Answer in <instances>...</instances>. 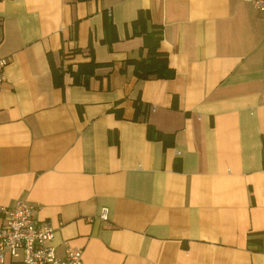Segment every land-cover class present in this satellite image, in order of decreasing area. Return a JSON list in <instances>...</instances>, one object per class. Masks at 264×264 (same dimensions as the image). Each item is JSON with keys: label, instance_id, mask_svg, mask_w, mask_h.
<instances>
[{"label": "crops", "instance_id": "obj_1", "mask_svg": "<svg viewBox=\"0 0 264 264\" xmlns=\"http://www.w3.org/2000/svg\"><path fill=\"white\" fill-rule=\"evenodd\" d=\"M140 9L171 78L125 62L147 53ZM0 54V207L36 205L58 254L264 264V17L247 0H0ZM90 57L103 64L74 83Z\"/></svg>", "mask_w": 264, "mask_h": 264}, {"label": "built area", "instance_id": "obj_2", "mask_svg": "<svg viewBox=\"0 0 264 264\" xmlns=\"http://www.w3.org/2000/svg\"><path fill=\"white\" fill-rule=\"evenodd\" d=\"M264 17V0H247ZM7 60L0 54V86L5 80ZM37 206L16 199L11 207H0V263L8 255L23 264H83L81 250L63 243L62 254L52 244L54 229L36 219ZM98 218L105 221L107 210L102 207Z\"/></svg>", "mask_w": 264, "mask_h": 264}, {"label": "trees", "instance_id": "obj_3", "mask_svg": "<svg viewBox=\"0 0 264 264\" xmlns=\"http://www.w3.org/2000/svg\"><path fill=\"white\" fill-rule=\"evenodd\" d=\"M148 14L146 11L138 10L135 18L130 22L132 26V34L141 35L142 45L146 48L145 58H131L126 59L125 62L132 65V72L135 76L139 78H144L148 76H154L158 78H171L173 76V71L167 65L166 57L161 52L157 51L158 42L161 38V32L158 27H152V29L147 28ZM74 28V24L72 25ZM71 27V29H72ZM102 29H103V38L102 42L110 45L117 39L115 26L110 20L107 12L102 14ZM88 54L91 55V46L90 43L87 44ZM103 63H97L93 60L92 57L88 61L80 62L76 65L74 70H71L68 67L69 75L72 78L74 83L86 84V77L93 73V69ZM63 71L57 68L51 67V76L52 81L55 85H58L61 73ZM135 108V116L140 111L141 104L140 102H133ZM145 109V106H144ZM152 129L149 126L147 128V135H150ZM158 133L155 134V137H159ZM247 243H251V239L247 238Z\"/></svg>", "mask_w": 264, "mask_h": 264}]
</instances>
